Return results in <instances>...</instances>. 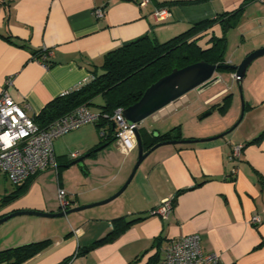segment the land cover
Here are the masks:
<instances>
[{
	"label": "crops",
	"instance_id": "0c3cea01",
	"mask_svg": "<svg viewBox=\"0 0 264 264\" xmlns=\"http://www.w3.org/2000/svg\"><path fill=\"white\" fill-rule=\"evenodd\" d=\"M177 1L190 0H149L146 5L144 0H0V92L12 79L10 95L36 118L49 103L87 85L94 74L100 75L106 57L125 44L145 36L165 43L193 24L238 10L248 0L172 4ZM161 7L169 9L171 16L158 23L153 14ZM98 9L105 10L103 17L96 16ZM244 13L229 33L241 36L242 52L239 62L226 58L229 65H239L264 48V0L250 1ZM248 36L254 37L251 45ZM41 49L51 53L49 67L34 58ZM229 74L236 81L235 72ZM215 77L220 81L219 72ZM241 88L245 114L223 139L156 149L140 165L119 201L62 218L31 216L26 219L29 225L0 234V252L49 240L47 248L23 264H63L76 253L72 264H162L171 241L198 234L202 250L217 254L222 264H264V138L253 143L264 131V57L249 67ZM222 89L228 88L223 85ZM229 89L207 104L230 94L232 86ZM96 100L89 108L99 113L104 99ZM184 100L176 111L153 117L162 120L158 132L147 123L140 125L142 132L159 136L180 128L182 140H207L227 133L240 120L234 92L218 122L201 123L204 119L197 116L208 109L188 97ZM104 131L109 134L107 128ZM101 141L95 124L83 125L54 142L59 166L55 173L42 172L20 189L1 176L0 190L6 194L0 192V219L19 211L60 213V189L67 192L70 209L113 197L133 172L138 148L125 155L116 142L101 145ZM237 146L243 147L242 154L231 161ZM96 148L98 152L90 156ZM74 154L78 157L73 158ZM81 158L83 168L70 167ZM17 191L20 196L6 204L5 198ZM173 197L174 209L167 219L151 214ZM254 216L261 219L260 225L251 224ZM121 217L132 225L110 242L85 252L110 234L113 221Z\"/></svg>",
	"mask_w": 264,
	"mask_h": 264
},
{
	"label": "trees",
	"instance_id": "16d2710c",
	"mask_svg": "<svg viewBox=\"0 0 264 264\" xmlns=\"http://www.w3.org/2000/svg\"><path fill=\"white\" fill-rule=\"evenodd\" d=\"M206 1L210 0L177 1L172 4L192 5ZM250 1L255 0H248L244 6L231 13L193 24L187 31L165 43H159L150 36H145L125 44L106 57L102 67L103 71L100 75L94 74L93 80L87 85L49 103L40 115L34 118L35 122L41 128H47L55 121L67 116L81 106H95L94 101L99 97L104 99V104L99 107V113L112 117L117 109H126L137 103L151 85L170 74L176 68L182 69L202 61L212 65H228L226 62V33L236 27L243 15L245 6ZM217 25L221 26L224 33L221 37H216L212 34L213 29ZM206 38L208 40L203 46L201 41ZM42 54L43 51L39 50L34 58H40ZM218 72L233 73L234 71L222 69ZM230 98L231 96L226 97L225 105H218V109L223 115L226 114L229 108ZM96 126L99 131L107 128L109 133L106 137H101V145L116 142V128L112 121L102 119ZM139 132L145 152L150 151L152 147L159 143L182 141L180 128H175L165 135L159 136L149 135L142 132L140 128ZM263 138L264 131L253 143H258ZM97 152L98 148L89 154L90 156H95ZM37 175L31 177L24 185L17 188L26 187ZM19 196L17 191L14 195L6 197L5 203L10 204ZM113 223V231L106 237L96 241L85 252L110 242L129 228L133 222H129L124 217H121L115 219ZM49 245L50 241L46 240L1 251L0 264L4 262L23 264Z\"/></svg>",
	"mask_w": 264,
	"mask_h": 264
},
{
	"label": "built area",
	"instance_id": "2783aa9c",
	"mask_svg": "<svg viewBox=\"0 0 264 264\" xmlns=\"http://www.w3.org/2000/svg\"><path fill=\"white\" fill-rule=\"evenodd\" d=\"M149 0H144L146 5ZM97 17H103L105 10L98 9ZM154 18L162 23L171 16L169 9L161 7L154 11ZM43 54L35 58L47 67L51 53L41 49ZM236 78V77H235ZM13 80L9 79L0 92V177L4 176L14 186L25 184L31 177L49 170L58 171V160L54 150V142L60 137L79 129L86 124H98L102 119L112 121L116 128V144L119 150L128 155L137 149L136 130L140 126L130 125L124 117V108L115 111L112 117L101 115L87 106H81L67 116L55 121L47 128H41L27 112L15 102L9 92ZM184 97L171 103L153 117L160 118L179 109ZM107 134L101 130V137ZM243 147H234L230 156L231 161L240 158ZM77 158L78 155H72ZM233 173H236L234 170ZM61 212L70 210L71 202L65 190L58 192ZM174 209V197L168 198L152 211V215L167 219ZM261 219L254 216L252 225H260ZM165 259L162 264H222L217 254L205 253L201 248V238L198 234L184 236L171 241L165 249ZM76 253L64 264H72Z\"/></svg>",
	"mask_w": 264,
	"mask_h": 264
},
{
	"label": "water",
	"instance_id": "95a60500",
	"mask_svg": "<svg viewBox=\"0 0 264 264\" xmlns=\"http://www.w3.org/2000/svg\"><path fill=\"white\" fill-rule=\"evenodd\" d=\"M264 57V48L258 49L251 54H249L239 65H212L207 62H198L192 65H189L182 69H174L170 74L164 76L156 83L151 85L144 93L142 98L135 103L134 105L128 107L124 111V117L126 121L130 125H138L140 126L146 119L155 115L165 107L169 106L171 103L179 100L180 98L185 97L188 93L194 90H202L203 88H209L211 85L219 82V79L215 77V74L218 73L219 70L222 69H231L235 72L236 81L239 84L240 92L242 95V103L243 108L240 116V120L237 124L227 133H223L218 135L212 139L207 140H182V141H167L163 143H159L152 147V149L148 152L144 151L141 135L139 129L136 130V139H137V148H138V160L131 173L128 181L125 185L120 189L118 193H116L110 199L105 201L88 205L84 207H78L74 209L67 210L65 212L60 213H42L39 211H19L14 212L9 215L4 216L0 219V226L6 223L7 221L18 217V216H37L42 218H62L69 216L73 213H78L89 208L102 206L108 204L118 197H120L128 188L130 183L135 177L137 170L139 169L140 165L145 161V159L156 149L167 146V145H177V144H195V143H202V142H210L218 139H223L225 136L230 134L238 125L239 122L242 120L245 114V102L242 94L241 84L244 80L249 67L258 59ZM212 114L211 111H208L202 115V119L207 118ZM83 160L81 158L75 162H73L70 167L78 166L79 168H83Z\"/></svg>",
	"mask_w": 264,
	"mask_h": 264
},
{
	"label": "rangeland",
	"instance_id": "374dc122",
	"mask_svg": "<svg viewBox=\"0 0 264 264\" xmlns=\"http://www.w3.org/2000/svg\"><path fill=\"white\" fill-rule=\"evenodd\" d=\"M243 14L245 15L244 12H243ZM230 31L226 33V38H227L226 58L228 60H230L231 62H233L234 60H237L236 62H239L238 60H239L240 52H242V50L239 49V47H238L240 45V42H241V36L239 34H230V36H229ZM212 34L215 35L216 37H221V36H223L224 33L222 31L221 26L217 25V26H215L214 30L212 31ZM208 38L203 39L201 41V44L203 46L206 44ZM247 39H249L248 43H249V45H251L250 43L252 42V40H254V37L250 38V36H248ZM256 50H258V49H256ZM240 63H238V64H240ZM219 74L221 75V79H222V80L220 79L219 82L211 85L209 88H203L202 90L191 91L190 93H188L185 96V97H188L191 100V102L198 103V104L204 106L205 108H207L208 109V110L206 109L207 111H211L212 109L214 110L213 114H211L210 116L205 118L203 121H201V123L211 122L213 120L218 122L217 120L221 119L220 117L223 114L219 111L218 105H221V106L225 105L226 104V97L231 96V92H234L235 97L239 101V108H240L239 117L241 116L243 103H242V95L240 92L239 85L236 83L235 80H233V78L230 76V74L228 72H221ZM223 85L227 86L228 89H229V87L232 86V90H231L230 94H228V95L225 94L224 97H222L221 99L214 100L211 103L207 104L208 101L214 99L217 95L225 92V90H228V89H222ZM96 101H98V103H101V99H98ZM205 112L200 113V115L197 116V120H199V117L202 116ZM161 122H162L161 119H160V121L159 120L155 121L153 116H151L148 119H146L143 122V124L147 123L151 127L152 131L158 132L156 128H157L158 124H161ZM52 172L55 173V171H52ZM54 178H56L55 174H54ZM0 192L1 193L3 192V194H6V192H4V189L0 190ZM8 193H9V190L7 191V194ZM119 199L111 202L110 204L115 203L116 201H119ZM30 218H31V216H28V217L27 216H20V217H16V218H13V219L7 221L6 223H4L3 225L0 226V234L4 233L6 231L15 230V228H18V226L23 227V225H25L26 223H28V225H29L30 223L26 222V221H28L26 219H30Z\"/></svg>",
	"mask_w": 264,
	"mask_h": 264
}]
</instances>
